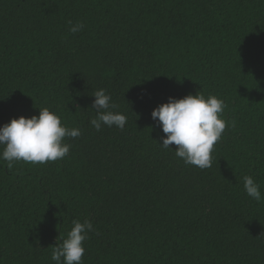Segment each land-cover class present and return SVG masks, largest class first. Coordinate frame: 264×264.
<instances>
[{
	"label": "trees",
	"instance_id": "obj_1",
	"mask_svg": "<svg viewBox=\"0 0 264 264\" xmlns=\"http://www.w3.org/2000/svg\"><path fill=\"white\" fill-rule=\"evenodd\" d=\"M101 88L123 131L90 126ZM199 91L229 122L203 170L151 118ZM45 107L82 135L62 160H0V264H55L73 220L93 224L83 264H264L243 187L264 195V0H0V126Z\"/></svg>",
	"mask_w": 264,
	"mask_h": 264
},
{
	"label": "clouds",
	"instance_id": "obj_2",
	"mask_svg": "<svg viewBox=\"0 0 264 264\" xmlns=\"http://www.w3.org/2000/svg\"><path fill=\"white\" fill-rule=\"evenodd\" d=\"M69 31L77 34L83 30L80 21H68ZM92 109L96 115L90 118L89 124L97 132L103 127L115 126L123 131L127 124L126 115L113 111L118 106L112 102L105 89L96 90ZM226 105L222 99L214 95L207 98L199 91L183 98L169 97L168 102L160 104L151 112V118L166 135L158 144L163 149L173 150L175 156L186 165L199 169L212 166V152L220 141L229 122L222 118ZM235 127V123H231ZM82 135L78 127L69 128L63 125L61 118L49 108H39V115L30 118L20 116L0 126V160L6 161L9 168L16 162L30 164H46L64 159L68 156L71 145L65 138L76 139ZM243 187L248 197L259 202L264 199L260 185L252 176L243 177ZM93 231L90 220L81 223L72 221L71 230L65 238L60 234L59 241L52 246L51 259L55 264H83L85 254L84 242ZM62 240V242H60Z\"/></svg>",
	"mask_w": 264,
	"mask_h": 264
}]
</instances>
